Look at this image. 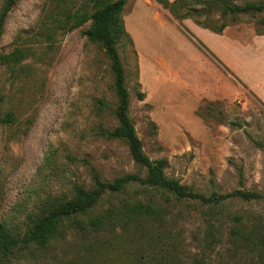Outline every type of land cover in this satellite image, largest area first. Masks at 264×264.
Instances as JSON below:
<instances>
[{
	"label": "rangeland",
	"instance_id": "374dc122",
	"mask_svg": "<svg viewBox=\"0 0 264 264\" xmlns=\"http://www.w3.org/2000/svg\"><path fill=\"white\" fill-rule=\"evenodd\" d=\"M88 2L17 0L0 35V57L16 48L30 53L18 76L0 61V117L14 116L0 124V224L21 237L71 199L76 186L91 188V168L107 182L146 174L127 143L106 134L118 126L115 77L104 50L85 36L90 22L69 30L68 15ZM122 19L129 116L145 154L167 160V177L197 193L243 188L264 194V12L241 15L236 23L228 17L230 26L220 33L192 18L176 19L156 0H127ZM137 191L143 188L131 186L121 198ZM110 201L106 196L100 210ZM188 205L174 208L183 217L173 228L183 233L185 254L200 256L195 239L205 225ZM240 208L264 212V204L228 206ZM62 231L65 240L45 251L18 252L9 264H137L131 254L148 246L132 232L88 244L68 221ZM160 251L157 245L146 252Z\"/></svg>",
	"mask_w": 264,
	"mask_h": 264
},
{
	"label": "trees",
	"instance_id": "16d2710c",
	"mask_svg": "<svg viewBox=\"0 0 264 264\" xmlns=\"http://www.w3.org/2000/svg\"><path fill=\"white\" fill-rule=\"evenodd\" d=\"M156 1L176 19H195L199 25L217 33L230 26L226 21L228 17L236 23L241 15L264 12L263 3L251 1L242 5L234 4L232 0ZM126 2L89 0L87 5L68 15V21L72 23L69 30L90 22L85 36L104 50L115 77L118 126L106 134L125 141L133 160L145 169L146 174L144 177L128 174L107 182L101 179L95 168H91L93 186L89 189L76 186L71 199L38 220L23 237L13 233L6 224H0V264H9L13 255L34 246L45 251L60 238L65 240L62 227L67 221L75 237L88 244H91V238L98 239L118 232H132L144 238L148 246L142 252L131 254L137 264H264V212H251L245 208L233 212L228 210L233 202L252 206L264 204V194L243 188L226 194L197 193L179 180L167 177V160H151L145 154L129 116L131 96L119 53V44L128 38L122 19ZM16 3L17 0H5L0 15V35L5 19ZM90 4L92 12L87 10ZM216 11L219 12L218 20L213 17ZM28 55L29 50L16 48L2 55L0 61L13 76H18L25 70L21 64ZM139 97L143 98L144 94L140 93ZM13 118L12 114L0 117V124L11 123ZM131 186H140L143 191L121 198ZM106 196L111 201L100 210ZM184 203H188V207L196 206L205 225L202 237L195 239L200 256L190 252L185 254L183 233L173 228L174 221L183 217V212H175L174 208ZM157 245L161 255L146 252ZM170 256L176 262H171Z\"/></svg>",
	"mask_w": 264,
	"mask_h": 264
},
{
	"label": "crops",
	"instance_id": "0c3cea01",
	"mask_svg": "<svg viewBox=\"0 0 264 264\" xmlns=\"http://www.w3.org/2000/svg\"><path fill=\"white\" fill-rule=\"evenodd\" d=\"M171 1H173V0H171Z\"/></svg>",
	"mask_w": 264,
	"mask_h": 264
}]
</instances>
